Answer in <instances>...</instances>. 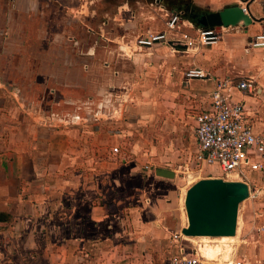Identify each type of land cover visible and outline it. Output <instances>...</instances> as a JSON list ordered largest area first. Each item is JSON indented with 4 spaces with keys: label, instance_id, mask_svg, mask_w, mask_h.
I'll return each instance as SVG.
<instances>
[{
    "label": "crops",
    "instance_id": "0c3cea01",
    "mask_svg": "<svg viewBox=\"0 0 264 264\" xmlns=\"http://www.w3.org/2000/svg\"><path fill=\"white\" fill-rule=\"evenodd\" d=\"M148 1L0 0V264H71L89 258L94 246L97 264H151L170 248L175 253L170 236L187 221L174 214L171 189L152 201L147 188L165 185L163 178L111 151L126 136L123 113L136 97L121 92L116 106L94 70L116 69L121 80H155L168 116L191 117L218 81L264 80L260 53L245 49L264 21L242 27L243 41L224 28L216 45L197 54L124 44L163 29L160 18L148 22L144 11L128 14L133 3ZM154 1L169 10L189 4L197 12L244 6L239 0ZM248 4L253 16H264V0ZM240 48L259 53L262 74L250 75L254 64L239 57ZM194 68L206 77L186 81ZM263 86L234 95L257 128L263 113L251 106Z\"/></svg>",
    "mask_w": 264,
    "mask_h": 264
},
{
    "label": "rangeland",
    "instance_id": "374dc122",
    "mask_svg": "<svg viewBox=\"0 0 264 264\" xmlns=\"http://www.w3.org/2000/svg\"><path fill=\"white\" fill-rule=\"evenodd\" d=\"M110 1L109 3L111 4L116 0ZM135 3L131 6L132 11L128 12V14L144 11L146 21L155 23V20L160 18L164 27V21L170 15V12L163 8L164 6L159 5L154 0H151L146 6ZM1 8L3 9L4 5L0 4V10ZM218 9L221 10L223 8L219 7ZM110 22L112 23L111 19ZM92 25L96 27V21ZM140 34H143V32L136 34L131 39H125L124 44L133 42ZM224 34L243 41L242 38L245 36V31L240 26L228 27ZM79 39L83 41L84 37L80 36ZM238 53L241 59L245 57L248 60H252L254 65L252 70L249 71L250 75L252 74L256 78L259 74H262L261 69L260 71L258 70L260 68V63H258L259 53L250 54L245 52L243 48H240ZM116 57H118L117 54L115 55ZM105 68L104 71L94 70V74L95 78L98 79L97 82L101 83L102 92L113 100L112 103L116 106L121 103V92L124 94L128 92L131 97H136L134 101H127L129 108L123 113V118H125L127 124L125 125L127 133L121 140V145L118 146L121 158L136 162L145 168L151 167L152 174H155L154 170L156 168L173 171L175 178H158L163 180L165 185L157 183L155 190L152 191V188H147V191L151 189L152 193L150 194L151 197H149L154 201L162 195L161 193L164 194L165 191L171 189L170 199L173 202V212L176 216L180 214L186 220L184 210L186 190L201 179L219 176L218 173L213 172L215 171L214 167H206L196 159L194 123L192 122L195 114L190 113L192 118L185 115V117L183 115L176 118L169 117L165 111L164 100L157 99L159 94L155 89L158 82H154L155 80H121V76L119 78V75L115 73L116 69ZM1 73L2 68L0 67V75ZM255 81L257 87L260 86V83L264 85V80ZM251 107H253V110L259 109L264 117V93L261 96H255V103ZM109 145L112 147L117 145V143H110ZM248 182L250 183L251 196L239 205L238 231L236 230L234 240H227V242L221 243L218 238H207L205 241H202L203 239L201 238L191 240L193 246L200 248V255L206 258V261L204 260L205 264H227L231 254L240 257L243 260V264H264V233H259L256 230L264 221V169L249 173ZM142 187L143 189L145 188L144 186ZM91 249L89 258L78 260L76 263L73 261L71 264H97V260H95V255L98 252L97 246ZM213 249H217L220 254L217 255L215 253V257ZM209 251H212V253ZM172 253L173 248L168 249L165 255L150 259L151 264H169L168 261ZM225 256L227 257L226 259H224ZM147 264L150 263L147 262Z\"/></svg>",
    "mask_w": 264,
    "mask_h": 264
},
{
    "label": "built area",
    "instance_id": "2783aa9c",
    "mask_svg": "<svg viewBox=\"0 0 264 264\" xmlns=\"http://www.w3.org/2000/svg\"><path fill=\"white\" fill-rule=\"evenodd\" d=\"M222 29L198 27L179 10L170 12L161 31L148 30L138 35L132 45L136 48H151L156 44L182 45L186 47L184 52L197 54L202 48L216 45ZM245 49L260 53L264 72V28L248 38ZM205 77L206 74L199 68L190 69L184 75L186 81ZM256 89L252 77L240 80L224 78L216 83L206 97L207 103L194 115L196 159L206 167L216 168L218 178L245 182L248 187V174L264 169V123L257 128L245 104L237 101L234 95L237 92L255 93ZM112 153L120 154L119 148H112ZM256 230L264 233V221ZM170 239L176 244V251L169 264H205L206 258L192 244L191 240L195 238L185 237L178 231L171 234ZM228 261L227 264H243V260L235 254H231Z\"/></svg>",
    "mask_w": 264,
    "mask_h": 264
},
{
    "label": "water",
    "instance_id": "95a60500",
    "mask_svg": "<svg viewBox=\"0 0 264 264\" xmlns=\"http://www.w3.org/2000/svg\"><path fill=\"white\" fill-rule=\"evenodd\" d=\"M244 6L232 5L219 11L191 14L190 18L201 28H247L264 21L251 14L248 0H239ZM179 52L186 51L182 45L170 44ZM154 173L162 178H175V173L156 168ZM249 187L245 182L225 181L222 178L201 179L185 192L184 210L187 226L180 230L188 238L234 237L237 229L239 205L248 199Z\"/></svg>",
    "mask_w": 264,
    "mask_h": 264
},
{
    "label": "trees",
    "instance_id": "16d2710c",
    "mask_svg": "<svg viewBox=\"0 0 264 264\" xmlns=\"http://www.w3.org/2000/svg\"><path fill=\"white\" fill-rule=\"evenodd\" d=\"M189 4H186V5H180V6H176L177 8L174 9V7H172L171 10L167 9L165 6V9L166 10H169L171 12H174V11H179V10H182L185 14V18L188 19L190 22H192L193 24H195L196 26H198L195 21H193L191 18H190V14H189V9H192L191 7L188 6ZM199 27V26H198Z\"/></svg>",
    "mask_w": 264,
    "mask_h": 264
},
{
    "label": "bare ground",
    "instance_id": "6f19581e",
    "mask_svg": "<svg viewBox=\"0 0 264 264\" xmlns=\"http://www.w3.org/2000/svg\"><path fill=\"white\" fill-rule=\"evenodd\" d=\"M237 230V229H236ZM238 231V230H237ZM238 234V233H237ZM208 237H201V239H203L202 241H205L206 239H207ZM234 238L235 237H220V238H218V241H220V243L221 242H227V240L229 241V240H234ZM206 244V243H205ZM204 245V244H203ZM223 245H225V244H223ZM210 247V246H209ZM216 247V246H215ZM214 248V247H213ZM200 249V248H199ZM209 252H211L212 253V251H209ZM213 253L215 254H220V252H218V250L217 249H213ZM207 254H208V252H207ZM206 254V255H207ZM216 254H215V257H216ZM210 255V254H209ZM212 255V254H211ZM207 257H208V255H207ZM227 257L225 256L224 257V259H226ZM210 259H211V257H210ZM215 259V258H214ZM213 260V259H212Z\"/></svg>",
    "mask_w": 264,
    "mask_h": 264
},
{
    "label": "flooded vegetation",
    "instance_id": "af4514ba",
    "mask_svg": "<svg viewBox=\"0 0 264 264\" xmlns=\"http://www.w3.org/2000/svg\"><path fill=\"white\" fill-rule=\"evenodd\" d=\"M195 13H200V12H197L196 10H194V9H189V14L191 15V14H195Z\"/></svg>",
    "mask_w": 264,
    "mask_h": 264
}]
</instances>
